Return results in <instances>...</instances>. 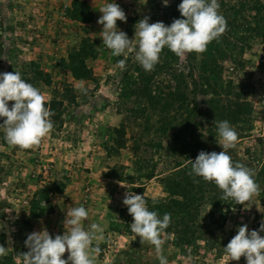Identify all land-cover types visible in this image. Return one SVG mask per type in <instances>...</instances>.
<instances>
[{"label": "rangeland", "instance_id": "1", "mask_svg": "<svg viewBox=\"0 0 264 264\" xmlns=\"http://www.w3.org/2000/svg\"><path fill=\"white\" fill-rule=\"evenodd\" d=\"M186 1L0 0V246L16 264H264L254 221L264 200L256 194L216 233L219 249L202 242L181 246L170 234L152 232L138 212L141 190L149 198L163 194L158 179L137 177L136 158L157 164L158 173L169 155L158 153L163 138L146 101L120 99L132 80L154 76L165 92L180 81L183 108L194 114L183 111L171 139L199 131L210 139L212 128L214 144L203 147L219 153L231 146L216 129L215 98L202 92L199 59L189 57L185 32L174 24L173 12ZM80 2L93 15L89 23L73 18ZM163 45L176 49L177 62L158 72L164 59L170 63ZM84 47L88 73L78 80L71 61H80ZM245 59L238 72L222 63L224 81L240 85L254 106L242 126L251 127L242 151L258 150L264 137V45ZM52 100L61 103L57 121L44 106ZM122 127L126 145L118 150L114 131Z\"/></svg>", "mask_w": 264, "mask_h": 264}, {"label": "trees", "instance_id": "2", "mask_svg": "<svg viewBox=\"0 0 264 264\" xmlns=\"http://www.w3.org/2000/svg\"><path fill=\"white\" fill-rule=\"evenodd\" d=\"M76 9L79 15L73 16L75 20L92 21L93 15L85 3H78ZM172 17L175 26L185 32L189 57L199 59L202 92L215 98L211 109L218 122L215 126L230 140L231 146L219 153L203 147L214 144L212 128L208 129L210 139H206L202 131L178 132L170 138L169 133L178 126L183 111L186 117L192 118L194 114L193 109L183 108L187 98L178 79L174 90L168 92L155 84L154 76L143 73L144 76L132 80L128 91H123L122 86L120 99L143 98L155 112L159 123L156 131L166 146L158 141V153L163 150L169 155L161 163L165 171L158 173L157 164L149 166V161L136 158L137 177L144 181L158 179L163 194L157 199L149 198L144 197L141 190L137 205L142 209L138 212L152 232L170 234L181 246L193 247L202 242L214 244L219 249L223 243L216 233L226 224L228 216L241 209L250 193L264 200V137L258 141V150L240 149L242 142L250 137L244 134L251 131V127L245 130L242 126L250 123L253 103L243 98L240 85L233 80L224 81L222 77V63H228L232 72L241 71L247 63L246 54L253 55L264 45V1L187 0L184 9H176ZM160 51L170 62L164 59L158 70L163 72L175 66L177 61L173 57L177 51L168 45L161 46ZM79 58V62L71 61L70 68L78 80L87 78L85 47L80 50ZM135 70L141 71L138 65ZM44 106L49 119L57 121L60 118V113L56 115L60 102L52 100ZM203 115L201 110L194 116ZM114 132L116 149H124L125 129L122 127ZM201 139L203 145H200ZM176 155L186 157L180 161ZM254 221L259 230L258 243L264 246V213L256 215ZM0 264H16L12 255L5 253L3 244Z\"/></svg>", "mask_w": 264, "mask_h": 264}]
</instances>
